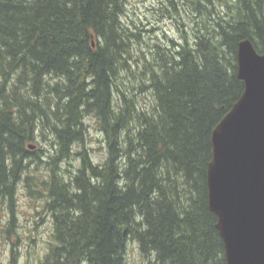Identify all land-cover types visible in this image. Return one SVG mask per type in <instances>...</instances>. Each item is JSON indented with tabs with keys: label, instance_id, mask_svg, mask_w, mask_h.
Wrapping results in <instances>:
<instances>
[{
	"label": "trees",
	"instance_id": "1",
	"mask_svg": "<svg viewBox=\"0 0 264 264\" xmlns=\"http://www.w3.org/2000/svg\"><path fill=\"white\" fill-rule=\"evenodd\" d=\"M124 3L0 0V237L23 185L52 218L39 264H126L131 240L142 264H226L208 205L212 132L245 87L239 41L264 53V0H189V37L157 44L138 78ZM145 89L151 107L139 106ZM18 258L12 249L9 264Z\"/></svg>",
	"mask_w": 264,
	"mask_h": 264
},
{
	"label": "water",
	"instance_id": "2",
	"mask_svg": "<svg viewBox=\"0 0 264 264\" xmlns=\"http://www.w3.org/2000/svg\"><path fill=\"white\" fill-rule=\"evenodd\" d=\"M237 60L245 87L212 132L208 205L226 264H264V53L244 38Z\"/></svg>",
	"mask_w": 264,
	"mask_h": 264
},
{
	"label": "rangeland",
	"instance_id": "3",
	"mask_svg": "<svg viewBox=\"0 0 264 264\" xmlns=\"http://www.w3.org/2000/svg\"><path fill=\"white\" fill-rule=\"evenodd\" d=\"M124 4L122 22L140 36L133 42L131 60L138 78L145 58L151 57L157 44L171 46L174 41H181L182 35L189 37L193 14L189 0H125ZM121 76L125 77L129 87L136 85L137 80L132 74L128 77V73H122ZM137 99L140 107H151L155 102L151 92L146 89L138 92ZM86 124L90 132L87 144L89 152L94 161L102 162L106 158L104 137L95 119L87 118ZM78 166V156H74L69 163L63 164V169H68L69 174ZM8 221L9 216L5 214L2 218L3 229H8ZM15 224L11 236L6 232L0 237V264H9L12 249L19 256L18 264H39L51 238L52 218L43 207V202L31 197L23 185L18 190ZM126 259V264L143 263L138 245L133 240L128 243Z\"/></svg>",
	"mask_w": 264,
	"mask_h": 264
}]
</instances>
